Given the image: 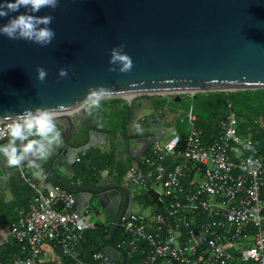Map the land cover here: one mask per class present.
<instances>
[{"label": "water", "instance_id": "95a60500", "mask_svg": "<svg viewBox=\"0 0 264 264\" xmlns=\"http://www.w3.org/2000/svg\"><path fill=\"white\" fill-rule=\"evenodd\" d=\"M34 15L53 17L49 27L55 38L42 47L0 35V114L75 105L89 87L101 85L112 90L108 97L174 94L176 100L182 93L264 89V0H59L57 8ZM9 17L0 18V24ZM120 45L134 65L127 73L109 71L119 67L109 59L110 49ZM37 67L47 70L43 82L36 78ZM61 68L67 69V77L58 75ZM133 109L126 103V116ZM91 115L82 105L56 113L63 142L39 169L27 163L11 167L0 158V197L4 190L25 188L29 193L21 169L39 189L59 187L71 193L81 210L96 203L114 220L105 254L125 264L114 237L134 195L112 177L93 174L84 182L74 181L78 154L105 137ZM162 125L156 113H149L125 126V151L138 178L150 147L168 133Z\"/></svg>", "mask_w": 264, "mask_h": 264}, {"label": "built area", "instance_id": "2783aa9c", "mask_svg": "<svg viewBox=\"0 0 264 264\" xmlns=\"http://www.w3.org/2000/svg\"><path fill=\"white\" fill-rule=\"evenodd\" d=\"M180 95L186 101L193 96ZM138 96L143 95L120 101L131 104ZM110 98L115 97L104 100ZM163 104L156 114L164 115L160 121L170 138L150 147L139 178L134 164L120 178L134 195L114 237L120 261L123 254L126 263L136 264H264V151L253 154L264 144L251 134H238L239 120L230 103L209 142L203 141L191 107ZM254 123L264 129L259 120ZM19 176L32 198L9 224L15 250L2 264H119L105 254L114 220L87 221L92 208L81 210L71 193L59 187L39 189L21 169ZM136 185L150 202H135L138 209L133 210L136 195L130 188ZM89 230L100 235L86 257L82 244Z\"/></svg>", "mask_w": 264, "mask_h": 264}, {"label": "clouds", "instance_id": "9594fccd", "mask_svg": "<svg viewBox=\"0 0 264 264\" xmlns=\"http://www.w3.org/2000/svg\"><path fill=\"white\" fill-rule=\"evenodd\" d=\"M59 0H4L0 3V18L9 17L10 13H18L8 18L7 23L0 24V35L11 40H25L42 47L51 44L55 32L49 25L51 15L37 16L34 13L44 8L55 9ZM24 8V12L20 9ZM109 71L130 72L133 68L132 58L123 51V45L110 49ZM47 70L36 68V78L43 82ZM60 77H67L65 68L58 70ZM112 95V90L105 86L89 87L81 101L75 105H57L56 107L25 108L19 113L5 112L0 114V158L11 167H20L27 163L39 169L40 162L45 160L51 150L62 144V133L57 126L56 113L82 105L89 115L102 108L104 98Z\"/></svg>", "mask_w": 264, "mask_h": 264}, {"label": "crops", "instance_id": "0c3cea01", "mask_svg": "<svg viewBox=\"0 0 264 264\" xmlns=\"http://www.w3.org/2000/svg\"><path fill=\"white\" fill-rule=\"evenodd\" d=\"M181 97L186 100L185 97ZM166 101L168 104H172L175 109L182 108L179 106L178 99L176 100L175 97L172 100L174 102H169L168 99ZM154 102L156 104L157 101L138 96L132 100L131 104L134 107L163 108V103V105L155 106ZM123 109H125V103L122 101L117 102V100L114 99L109 100L108 102L105 101L102 102V108L97 113H93L90 116V120L93 118L97 119L95 126L100 132L105 133L108 130H117L121 125V116L120 113L115 115L112 114V112L113 110L120 112ZM110 115L115 119L113 122L109 121ZM117 140V136L116 138H113L108 133H105L104 138L98 137L96 142L90 144L83 153L78 154L80 160L79 162H76L73 167V171L76 174L74 181L79 180L84 182L93 174H98L102 177H112L114 179L119 178L118 176L120 171L116 166L117 161L122 162L121 165L123 169H126L131 165V160L125 153L123 140L120 137L119 140ZM109 156L113 157L112 165H109L108 162L104 160ZM98 171L100 173H98ZM31 198V194L28 193L25 188H21L14 192L4 190L2 197H0V250H5L4 248L14 246L11 238L9 237V224L15 220L17 209L27 206ZM148 199L149 198H147V200ZM142 203L145 204V202ZM0 264H2V262H0Z\"/></svg>", "mask_w": 264, "mask_h": 264}, {"label": "trees", "instance_id": "16d2710c", "mask_svg": "<svg viewBox=\"0 0 264 264\" xmlns=\"http://www.w3.org/2000/svg\"><path fill=\"white\" fill-rule=\"evenodd\" d=\"M165 102L167 101L163 99L157 101L156 104L154 102V104L156 106L157 104L159 105L160 103ZM178 103L179 106L181 103H183L184 109H188L189 107L192 108V111L196 115L197 119L196 125L202 132V138L204 142H209L217 136V121L221 116L224 115L227 103H230L233 112L239 120L238 134L241 137H246L248 134H251L254 138L258 139L262 144H264V129L260 128L259 125L254 123V120H259L262 124H264V89L214 92L209 94L196 93L187 101L179 96ZM248 128H250L251 131H248ZM105 133H108L113 138H116L117 135H120V138L124 142L123 147L125 149V142L127 138L125 136L124 125L121 124L119 129L108 130ZM85 142L86 139L82 141V144ZM263 151L264 150L261 149L257 152H254L253 154H258ZM104 160H106L109 165H112L113 163L112 156L106 157ZM121 164L122 162L119 161L116 163V166L120 171L118 176L119 178H121V176H123L126 171V169H123ZM98 173L100 172L98 171ZM98 235H100L98 230H89L86 232V241L82 244V249L84 252H86V257L95 250L93 239ZM10 247L4 248L5 250H0V262L6 263L9 254L15 250V246L12 248ZM125 264L136 263L134 261L128 260Z\"/></svg>", "mask_w": 264, "mask_h": 264}, {"label": "rangeland", "instance_id": "374dc122", "mask_svg": "<svg viewBox=\"0 0 264 264\" xmlns=\"http://www.w3.org/2000/svg\"><path fill=\"white\" fill-rule=\"evenodd\" d=\"M207 94H209V93H207ZM161 95H163L164 97H156V96H151V97H145L144 95L143 96H140V97H144V98H147V99H151V100H156V101H159V100H162V99H164V100H169V102H171L173 99H174V97H175V95L174 94H161ZM181 96V95H180ZM156 97V98H155ZM115 98H119V99H115ZM114 98V100H117L118 102H120L119 100H121V98H123L122 96H119V97H115ZM109 100H113V98L111 99H107V100H103L102 102H108ZM158 105V104H157ZM159 105H162V103H160ZM184 104L183 103H181L180 104V107H182V108H184V106H183ZM153 110V108L151 109V108H149V107H145V111H146V113L149 111H152ZM115 119H114V117H112L111 115L109 116V121H111V122H113ZM121 124V123H120ZM182 127V126H181ZM170 138V136L168 135V134H166L164 137H163V139H162V141L163 142H166L168 139ZM117 179V181H119L120 182V178H116ZM130 189H132L133 190V192H135V195H136V198H135V200H134V206H133V210H136V209H138V206H137V203H135V202H144V201H147V196H145V195H142V193H141V189H140V187L138 186V185H136V186H131V188ZM150 197V196H149ZM93 203V202H92ZM92 210V212L91 213H88L86 216H85V219L87 220V221H93V222H95V223H97V224H99L100 222H101V220L102 219H104L105 221H109V220H112L113 221V219L112 218H110V217H108L101 209H99L98 208V205L96 204V203H93V208L91 209ZM141 211H143L144 213H147V210L146 209H141Z\"/></svg>", "mask_w": 264, "mask_h": 264}, {"label": "flooded vegetation", "instance_id": "af4514ba", "mask_svg": "<svg viewBox=\"0 0 264 264\" xmlns=\"http://www.w3.org/2000/svg\"><path fill=\"white\" fill-rule=\"evenodd\" d=\"M134 107V106H133ZM152 109V108H151ZM145 111V107H134V109H133V111L131 112V114L129 115V116H126V114H125V109H123V110H121L120 112L119 111H117V110H113V112H112V114H115V115H117V113H120V116H121V124L122 125H124V128H125V126H126V124L127 123H129L130 121H136V122H140V120H142V118L143 119H145L146 118V116H147V114H149V113H156L157 112V108H153V110L152 111H148L147 113H144V115H142L141 117H139V118H135L136 117V115H138L140 112H142V111ZM143 111V112H144ZM146 112V111H145ZM157 116H158V118L159 119H161V120H163L164 119V115L161 113V114H157ZM125 133H126V129H125Z\"/></svg>", "mask_w": 264, "mask_h": 264}, {"label": "bare ground", "instance_id": "6f19581e", "mask_svg": "<svg viewBox=\"0 0 264 264\" xmlns=\"http://www.w3.org/2000/svg\"><path fill=\"white\" fill-rule=\"evenodd\" d=\"M124 96H126V97H129V98H130L132 95L126 94V95H124Z\"/></svg>", "mask_w": 264, "mask_h": 264}]
</instances>
